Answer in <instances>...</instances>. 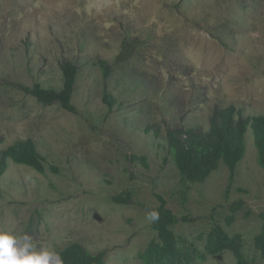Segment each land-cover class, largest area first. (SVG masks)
<instances>
[{
  "label": "rangeland",
  "instance_id": "obj_1",
  "mask_svg": "<svg viewBox=\"0 0 264 264\" xmlns=\"http://www.w3.org/2000/svg\"><path fill=\"white\" fill-rule=\"evenodd\" d=\"M62 61L77 67L75 112L23 88L60 90ZM228 106L264 117V0H0V152L31 139L44 159L41 172L5 160L0 227L59 254L76 243L105 264H144L158 242L145 215L163 199L186 263L237 264L206 251L221 231L264 264L253 129L233 174L221 161L202 182L182 180L168 150V130L206 133Z\"/></svg>",
  "mask_w": 264,
  "mask_h": 264
},
{
  "label": "trees",
  "instance_id": "obj_2",
  "mask_svg": "<svg viewBox=\"0 0 264 264\" xmlns=\"http://www.w3.org/2000/svg\"><path fill=\"white\" fill-rule=\"evenodd\" d=\"M104 65V75H108V67ZM60 70L63 76V86L60 90L45 89L39 84L31 88L23 87L25 92L32 95L38 102L45 105L59 104L63 109L75 112L71 104V96L77 77V67L69 62L62 61ZM103 101L111 106L107 95ZM237 116V117H236ZM236 118V119H235ZM253 129L258 148V162L264 167V117H242L233 106L223 109L214 108L210 127L206 133L194 129H172L166 134L168 150L171 152L178 168L180 178L184 181L202 182L223 161L233 174L235 166L242 157L244 151V135L248 127ZM10 158L17 163H23L38 171L44 170V159L36 152L31 139L17 142L0 152V174L3 172L5 160ZM54 170V169H53ZM129 196L116 195L113 201L125 204ZM159 206L152 208L159 213V220L152 223L157 232L158 242L151 244L141 256L144 264H188L187 258L182 254L177 244V238L171 229V225L178 218L172 211L166 208L165 201L160 199ZM241 202L232 204L233 210L238 209ZM186 221V218H182ZM255 245L264 257V230L255 237ZM223 250H230L235 255L237 264H247L241 247L235 244L224 232L217 231L210 234L209 243L206 245L208 254H218ZM60 256L63 264H105L104 253L90 254L84 251L78 244L73 243L65 247ZM200 256V255H199ZM196 256V257H199ZM192 257V259H194Z\"/></svg>",
  "mask_w": 264,
  "mask_h": 264
},
{
  "label": "clouds",
  "instance_id": "obj_3",
  "mask_svg": "<svg viewBox=\"0 0 264 264\" xmlns=\"http://www.w3.org/2000/svg\"><path fill=\"white\" fill-rule=\"evenodd\" d=\"M151 224L159 220L155 210L145 215ZM0 264H63L59 253L48 247H39L28 235H16L12 227H0Z\"/></svg>",
  "mask_w": 264,
  "mask_h": 264
}]
</instances>
